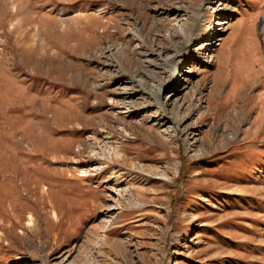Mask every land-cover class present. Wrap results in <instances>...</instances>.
<instances>
[{
    "label": "rangeland",
    "instance_id": "374dc122",
    "mask_svg": "<svg viewBox=\"0 0 264 264\" xmlns=\"http://www.w3.org/2000/svg\"><path fill=\"white\" fill-rule=\"evenodd\" d=\"M0 264H264V0H0Z\"/></svg>",
    "mask_w": 264,
    "mask_h": 264
},
{
    "label": "bare ground",
    "instance_id": "6f19581e",
    "mask_svg": "<svg viewBox=\"0 0 264 264\" xmlns=\"http://www.w3.org/2000/svg\"><path fill=\"white\" fill-rule=\"evenodd\" d=\"M60 149L62 150V147H60ZM35 155V154H34ZM19 261V260H18Z\"/></svg>",
    "mask_w": 264,
    "mask_h": 264
}]
</instances>
